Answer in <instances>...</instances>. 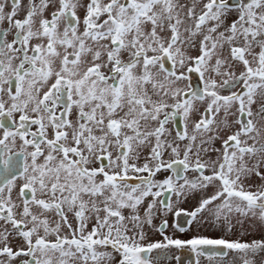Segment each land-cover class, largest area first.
<instances>
[{
    "label": "snow or ice",
    "instance_id": "obj_1",
    "mask_svg": "<svg viewBox=\"0 0 264 264\" xmlns=\"http://www.w3.org/2000/svg\"><path fill=\"white\" fill-rule=\"evenodd\" d=\"M245 224L264 0H0V264H264Z\"/></svg>",
    "mask_w": 264,
    "mask_h": 264
},
{
    "label": "flooded vegetation",
    "instance_id": "obj_2",
    "mask_svg": "<svg viewBox=\"0 0 264 264\" xmlns=\"http://www.w3.org/2000/svg\"><path fill=\"white\" fill-rule=\"evenodd\" d=\"M253 179H254V182H256V183L259 182V181L255 180V178H253ZM186 207H188V206H186ZM169 219H170V222H171L173 218L170 217ZM181 219H184V218L182 217ZM251 226H252V228L254 227L256 235L252 236L251 233L249 232L251 237L244 238L241 235L242 236L241 239H243V240L251 239L252 240V239H256V238L261 236V234H260V233H262L261 230H257V228H255L256 225H251ZM208 234L219 235V233H208ZM229 237L232 238V239L240 238V237H233V236H230V235H229ZM156 239H160V237L157 236ZM188 253H189V251L186 250V249L185 250L173 249L172 260L171 261H174L173 264H190V261L192 262V264H195V256L192 253H189V258H188L186 256ZM153 254L155 255L156 253L154 252ZM190 255H191V257H190ZM176 257H179V261H177ZM169 258H170V253H168V257L167 258L161 259L159 261L160 262L159 264H161V262H164L165 260H167Z\"/></svg>",
    "mask_w": 264,
    "mask_h": 264
},
{
    "label": "rangeland",
    "instance_id": "obj_3",
    "mask_svg": "<svg viewBox=\"0 0 264 264\" xmlns=\"http://www.w3.org/2000/svg\"><path fill=\"white\" fill-rule=\"evenodd\" d=\"M188 206V205H186ZM245 228H247L249 230V232L251 233L252 236L256 235V232L254 230V227L252 228V226H249L248 224H245ZM255 228H257V230H260L258 228V226H256ZM241 232H242V229L239 228V226L232 232L230 233L229 235L230 236H233V237H240L242 238L241 236ZM209 233H217V232H209ZM250 233L248 235H243L244 238H248V237H251ZM261 236L256 238V239H260L262 237V235H264V233H260ZM251 239L249 240H246V241H250ZM170 253V258L165 260L164 262H161V264H173L174 261H171L172 260V254H173V249L169 252ZM190 253V252H189ZM189 253L186 255L188 258H189ZM154 255V254H153ZM231 255V254H230ZM191 257V255H190ZM160 263V262H159ZM200 264H207V260L206 258H203L201 257L200 258Z\"/></svg>",
    "mask_w": 264,
    "mask_h": 264
}]
</instances>
